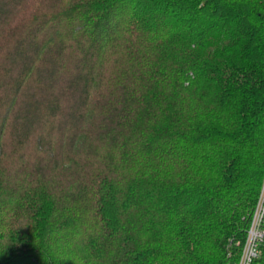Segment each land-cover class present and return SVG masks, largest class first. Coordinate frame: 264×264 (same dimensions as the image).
I'll use <instances>...</instances> for the list:
<instances>
[{
	"label": "trees",
	"instance_id": "obj_1",
	"mask_svg": "<svg viewBox=\"0 0 264 264\" xmlns=\"http://www.w3.org/2000/svg\"><path fill=\"white\" fill-rule=\"evenodd\" d=\"M263 178L264 0H0V264H238Z\"/></svg>",
	"mask_w": 264,
	"mask_h": 264
},
{
	"label": "built area",
	"instance_id": "obj_2",
	"mask_svg": "<svg viewBox=\"0 0 264 264\" xmlns=\"http://www.w3.org/2000/svg\"><path fill=\"white\" fill-rule=\"evenodd\" d=\"M264 248V178L238 264H262Z\"/></svg>",
	"mask_w": 264,
	"mask_h": 264
}]
</instances>
